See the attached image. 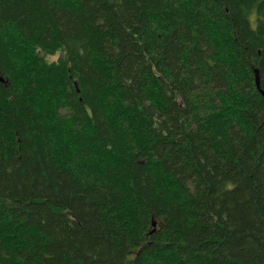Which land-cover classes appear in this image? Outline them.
Listing matches in <instances>:
<instances>
[{"label": "trees", "instance_id": "16d2710c", "mask_svg": "<svg viewBox=\"0 0 264 264\" xmlns=\"http://www.w3.org/2000/svg\"><path fill=\"white\" fill-rule=\"evenodd\" d=\"M0 75V264H264V0H0Z\"/></svg>", "mask_w": 264, "mask_h": 264}, {"label": "bare ground", "instance_id": "6f19581e", "mask_svg": "<svg viewBox=\"0 0 264 264\" xmlns=\"http://www.w3.org/2000/svg\"><path fill=\"white\" fill-rule=\"evenodd\" d=\"M258 82V78H257V74L255 73V82ZM255 86H256V83H255ZM258 90H259V82H258V84H257V87H256ZM262 96H264V94L262 93L261 94Z\"/></svg>", "mask_w": 264, "mask_h": 264}, {"label": "rangeland", "instance_id": "374dc122", "mask_svg": "<svg viewBox=\"0 0 264 264\" xmlns=\"http://www.w3.org/2000/svg\"><path fill=\"white\" fill-rule=\"evenodd\" d=\"M57 57H58V56L48 58L47 61H48V62L56 61Z\"/></svg>", "mask_w": 264, "mask_h": 264}, {"label": "water", "instance_id": "95a60500", "mask_svg": "<svg viewBox=\"0 0 264 264\" xmlns=\"http://www.w3.org/2000/svg\"><path fill=\"white\" fill-rule=\"evenodd\" d=\"M4 82H5V80L0 75V84H3ZM255 83H256V87H257L258 82L256 81ZM153 226H154V224H153Z\"/></svg>", "mask_w": 264, "mask_h": 264}]
</instances>
